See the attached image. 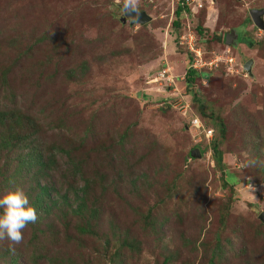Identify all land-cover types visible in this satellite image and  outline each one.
<instances>
[{
	"label": "rangeland",
	"instance_id": "374dc122",
	"mask_svg": "<svg viewBox=\"0 0 264 264\" xmlns=\"http://www.w3.org/2000/svg\"><path fill=\"white\" fill-rule=\"evenodd\" d=\"M121 3L0 0V65L9 67L1 104L16 105L41 125L44 147L72 152V162L56 156L50 180L66 190L61 177L68 179L77 158L80 175L94 184L88 205L101 207L92 235L78 234L74 217L36 211L37 222L23 230L14 252L9 242L0 244V264H264V174L248 164L253 145L264 139V30L249 11L264 9V0H199L200 8L178 17L179 28L172 26L178 0H138L137 9L151 17L144 25L122 23ZM230 33L253 47L238 37L227 45ZM185 40L202 61L219 59L193 89L226 124L220 149L226 172L234 173L229 181L178 109L189 99L187 53L196 56ZM11 41L19 49L39 46L16 61L15 52L4 51ZM81 63L86 73L68 78ZM194 148L205 149L203 156L184 162ZM26 182L19 184L25 194ZM102 183L109 189L103 192ZM8 191L0 187V196ZM112 222L133 238L130 247L117 249L106 237ZM217 241L221 249L211 259Z\"/></svg>",
	"mask_w": 264,
	"mask_h": 264
},
{
	"label": "trees",
	"instance_id": "16d2710c",
	"mask_svg": "<svg viewBox=\"0 0 264 264\" xmlns=\"http://www.w3.org/2000/svg\"><path fill=\"white\" fill-rule=\"evenodd\" d=\"M189 12V9L183 10L178 6L174 12L176 19L172 22V26L174 28H179L180 23L178 17L183 13ZM195 30V34L200 36L202 33L201 27L196 26ZM198 36L197 38L199 39ZM42 39H44V37L37 39L36 42H40ZM197 41H200V39ZM237 41L245 43L248 48H252L254 45L252 40L245 38L238 37ZM11 42L12 46H7L4 51L7 52L9 50V52H15V60L28 54L33 47L39 46V44H32L31 46L33 47L21 46L19 49V41ZM187 54L188 58L184 78L187 87H185L183 92L185 95L187 94L189 96V99L186 100L189 102L193 113L201 120L206 128L213 130L212 139L207 141L203 138V140L206 142L208 150L210 149L212 153L213 167L215 165V167H218L220 170L223 169L222 174L229 181L234 173L230 172V174H228V170L226 172L224 153L220 149L225 138L227 129L226 124L222 117L216 115L207 105L206 107L203 105V98L196 95V91L193 89V85L197 79H208L210 77V72H208L206 68L200 70L195 69L193 67V55L190 53ZM217 67H215V69H217ZM87 69L86 64L81 63L76 68L69 69L67 77L76 80L77 74H80L78 75V78H81V76L86 73ZM215 69L213 68V70ZM8 70L9 67L0 65V154H3L2 156L4 159L3 163L0 162V187L3 189L10 188V191H14L19 188V184L25 183V180H27L26 185H29V188L26 191V195L29 199L30 206L34 207L36 211H41L45 214L57 211L64 219H67L69 216L74 217L78 220V223L76 224V232L78 234H94V228L96 225L95 221L101 210L99 204H96L97 206L91 205V207L88 205L90 195L95 192L93 191L94 184L88 179H85L83 174L80 175L81 171L77 165L78 162L81 161L77 158L75 160L76 166L72 164V171L69 173L70 175L68 179H66L65 174L61 177L62 181L66 180V190H61L63 186H65H62L63 183L60 184L58 180H50L54 165L58 163L55 161L56 156L61 154L66 157L67 161L70 159L72 162V152L68 149L61 150L53 147H44L42 142L38 140V134H41V125H37L31 117L25 115L20 109H17L16 105L10 107L1 104V102L5 101V98H7L9 93V91H7L6 79V73ZM247 136L242 145V148L246 151L250 143V138ZM253 148L256 152H250L248 154L250 156L249 159L264 161V139L257 141V143L253 145ZM50 150H52L53 153H51ZM204 150L205 149L200 151L202 156ZM191 160L192 158H190L189 154L184 157V162L186 163H189ZM254 167H257L258 171L263 172L264 174V164L257 163ZM78 176L79 178L77 180H80L83 183L81 187H76V178ZM99 186L103 192L109 189L104 186L103 183L99 184ZM175 187L176 185H173V188ZM183 190H180L182 194ZM68 195H71L72 197H68ZM92 202L93 204L96 202L100 203L97 199L95 201L94 198ZM147 216L148 215H146L144 219L149 225V216ZM37 231H35L33 238H36ZM106 237L111 238L114 241L117 249H124L133 244V238L128 234L127 230L124 231V229H121L120 226L114 222H112L110 233ZM108 238L105 239L107 244L110 242ZM220 249L221 245H219V241H217L212 251L211 259L218 256ZM9 254V251H7V256ZM15 262V259L10 260V264H14ZM164 262L167 263L168 259Z\"/></svg>",
	"mask_w": 264,
	"mask_h": 264
},
{
	"label": "clouds",
	"instance_id": "9594fccd",
	"mask_svg": "<svg viewBox=\"0 0 264 264\" xmlns=\"http://www.w3.org/2000/svg\"><path fill=\"white\" fill-rule=\"evenodd\" d=\"M138 0H123L126 11H136ZM250 165L264 164V161L250 160ZM38 215L23 189L17 188L0 196V244L9 242V250L15 251V246L23 242V230L29 224H35Z\"/></svg>",
	"mask_w": 264,
	"mask_h": 264
},
{
	"label": "built area",
	"instance_id": "2783aa9c",
	"mask_svg": "<svg viewBox=\"0 0 264 264\" xmlns=\"http://www.w3.org/2000/svg\"><path fill=\"white\" fill-rule=\"evenodd\" d=\"M198 1L199 0H178V6H180L183 10L189 9V11H192L193 9H191L192 7L190 6H196L199 8L201 7ZM187 35L188 36L186 37H188V42H191V40L194 38V34L190 31L189 34ZM184 37L185 36H181L180 39L184 40ZM188 42L185 40V43L187 44V46H189L188 44H190ZM185 43L181 42V44H185ZM188 50H190L191 53H194L196 55L194 56V59H193L194 61L193 67L195 69L197 67L196 64H199V66L209 68V69L211 68L213 69L217 67L219 64L218 58L204 62L202 61V58L200 57V54L197 50H193V48L190 46L188 47ZM228 62L231 63L232 58H229ZM177 105H178V109L180 110V114L187 122L189 131L193 133V137L197 139L204 138L207 141H210L213 136V130L210 128H206L203 125L201 120L191 110L189 102L186 99H182V101H180V103H178Z\"/></svg>",
	"mask_w": 264,
	"mask_h": 264
},
{
	"label": "water",
	"instance_id": "95a60500",
	"mask_svg": "<svg viewBox=\"0 0 264 264\" xmlns=\"http://www.w3.org/2000/svg\"><path fill=\"white\" fill-rule=\"evenodd\" d=\"M119 9L123 13V17L121 22L125 23L126 21H129L131 25L139 24L144 25L147 22L151 21V17L147 15L144 11L136 10V11H126L123 8V3L119 5ZM250 18L254 24V26L258 29L264 30V21H263V15H264V9H252L249 11ZM236 36L232 33L225 36V43L227 45H230L232 41H229ZM238 37V36H237ZM236 37V38H237ZM252 67V60H249L245 63L244 70L247 71V73L250 75ZM190 157L191 158H200L201 154L197 148H194L190 151ZM259 219L264 223V214H260Z\"/></svg>",
	"mask_w": 264,
	"mask_h": 264
}]
</instances>
